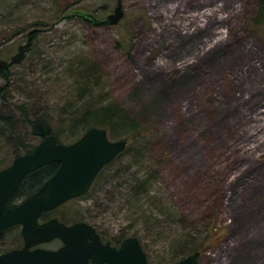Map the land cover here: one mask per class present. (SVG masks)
I'll return each mask as SVG.
<instances>
[{"label":"rangeland","instance_id":"obj_1","mask_svg":"<svg viewBox=\"0 0 264 264\" xmlns=\"http://www.w3.org/2000/svg\"><path fill=\"white\" fill-rule=\"evenodd\" d=\"M56 1H0V34L11 33L0 41V58H10L29 30L42 28L25 60L0 78L11 100L32 98L38 111L91 99L125 106L154 129L147 166L155 189L143 196L142 208L162 203L169 212L171 204L198 231L211 222L214 241L201 251V264H264V24L254 21L260 0H122L117 24L95 21L113 12L117 0H69L75 9L65 16ZM82 60L96 67L100 83L88 95L72 75ZM67 132L64 142L73 140ZM11 147L0 149V168L14 159ZM137 168L123 155L92 197L74 198L51 215L65 213L72 222L98 214L97 199L101 205L112 198L113 185H127ZM116 210L99 216L108 234L121 227L133 234L128 210ZM149 239V263L172 264L173 247L155 242L153 233ZM22 245L19 230L0 238L1 250Z\"/></svg>","mask_w":264,"mask_h":264},{"label":"trees","instance_id":"obj_2","mask_svg":"<svg viewBox=\"0 0 264 264\" xmlns=\"http://www.w3.org/2000/svg\"><path fill=\"white\" fill-rule=\"evenodd\" d=\"M0 1L4 3L5 0ZM56 3L61 16H65L66 14L70 15L73 13L72 10L75 9L73 3L69 0H57ZM84 15L86 16H83V14L81 16L85 19L89 13L84 12ZM95 21L105 23V19H95ZM254 21L255 24H264V0H260L258 15ZM2 30L0 41L4 43L9 40L11 33H8L9 31L7 28H2ZM36 34L37 33H35L34 36ZM9 69L10 68H0V78H7ZM73 71H76V73ZM96 71V67L89 66L86 61L83 60L79 62V67L72 70V75L79 76V78H77L78 82L84 86L85 89H83L87 95L92 92L93 88H96V86L100 84L97 82ZM19 76L21 79L18 80H24V74ZM7 86V83L0 85V149L3 148V145L7 146L12 144L11 155L14 157L27 152L41 140L39 136L34 135L32 132L31 125L36 117H43L50 122L53 126V132L61 142H64L62 139L65 131H68V136L73 137V140L70 141H74L93 126L105 127L108 129L110 135H122L123 138L130 142V145L128 143L124 151L100 171L91 189L84 195L85 197H92L97 190L100 189L98 187L105 178L104 174L106 170L115 166L123 155L129 154L130 162L138 165L137 170L134 171V177H132L133 180H131V182L127 183V185L122 188H120V186L123 185V183L118 182L113 185L112 188L115 189V193H113L112 198H107L101 205L100 200L97 199L96 208H102L98 210V214H90L85 216L87 218L81 219L92 223L105 241L109 240L113 244H119L124 238L135 235L139 237L146 251V243H149L150 240L149 234L153 233V240L155 242L160 241L162 238V240L166 242V244H164L165 248L169 246L173 247L172 256L174 257V261L172 264H175L190 253L202 251L207 245H213L214 238H212L211 235L215 227H213L211 222H209L208 228L198 231V229L192 228V225L190 226L189 223L186 224L184 221L185 219L178 216V211L171 204H169V212L165 211V206L162 203L158 205H152L153 203L149 204V211L142 208V206L144 207V204L141 202L143 196L151 189H155L154 185L151 184L152 180L149 175L151 166H147L148 161L153 156L151 152L153 148L152 136L154 134V129L151 124L136 119L125 106L112 102V100L105 99L97 103L94 102L95 99H87L88 101H86L84 105L75 102H72V105L67 103L62 105L61 108L58 104L52 106L46 104V107L38 111V109L34 107L32 98L26 99L21 103L12 101L9 95L11 90H8ZM82 99L85 100V96ZM54 119L60 122L59 128H62V131L56 128ZM65 125L67 129L64 128ZM131 142L134 148H131ZM150 161H152V159ZM58 166L59 162L56 161L28 173L24 177L19 188L8 199V203H14L19 198L27 197L36 191L56 172ZM121 171V168H117L114 176L115 174L117 176ZM126 189H128L129 192L127 198L125 197L127 193L125 192ZM116 193L119 194L118 198H116ZM152 198H154V196H152ZM152 198H150V201ZM117 200L120 202H117ZM153 206H157L159 210H155ZM125 208L128 210L125 216L128 220L127 227H133L136 229L135 232L130 234L127 229L121 227L118 233H111L112 235L108 234L110 230L109 228H104L106 223L102 221V217L99 218V216L104 214L107 210L117 209L116 212H118ZM139 209H142L140 213ZM61 218L67 221L65 219L67 218L66 215H62ZM16 231H18V228L14 227L8 232L14 234ZM215 234L218 238L217 232H215ZM1 237L2 236H0V238ZM167 243H169V245H167Z\"/></svg>","mask_w":264,"mask_h":264},{"label":"water","instance_id":"obj_3","mask_svg":"<svg viewBox=\"0 0 264 264\" xmlns=\"http://www.w3.org/2000/svg\"><path fill=\"white\" fill-rule=\"evenodd\" d=\"M124 14L123 2L117 0L105 22L117 24ZM40 30L31 29L27 41L9 59L0 58V68L20 64L33 44L34 34ZM31 126L33 134L41 137L40 142L0 169V235L21 225L24 239L23 247L0 254V264H149L137 236L127 237L115 246L111 241L104 242L97 229L86 221L66 224L56 217L39 221L45 212L87 193L103 167L126 148L127 139L112 140L105 127L93 126L77 140L63 143L47 120L37 117ZM56 161L58 169L36 191L17 205L7 202L28 173ZM55 238L63 242L57 249L37 246ZM200 254L190 253L175 264H200Z\"/></svg>","mask_w":264,"mask_h":264},{"label":"flooded vegetation","instance_id":"obj_4","mask_svg":"<svg viewBox=\"0 0 264 264\" xmlns=\"http://www.w3.org/2000/svg\"><path fill=\"white\" fill-rule=\"evenodd\" d=\"M41 138V137H40ZM88 193V192H87ZM87 193H85V194H87ZM85 194H83V195H81V196H77V197H74V198H80V197H82V196H84ZM12 196V195H11ZM10 196V197H11ZM9 197V198H10ZM28 197V196H27ZM26 197H24V198H19L17 201H15L14 203H9V204H15V205H17V204H19L20 202H22L24 199H25ZM74 198H72V199H74ZM72 199H70V200H72ZM70 200H68L67 202H69ZM8 202V201H7ZM67 202H65V203H67ZM65 203H63V204H65ZM63 204H61V205H63ZM61 205H59V206H57L56 208H58V207H60ZM56 208H53V209H51V210H49V211H47V212H45L44 214H42V216L39 218V221L40 222H44V221H47V220H49V219H51V218H53V217H56V218H58L60 221H62V222H64V223H66V224H72V223H74V222H76V221H86V222H88V223H90L89 221H87V220H76V221H72V222H67V221H64L62 218H61V216L60 215H58V217L57 216H52L51 215V213L53 212V210H55ZM61 215H66L65 213H61ZM67 216V215H66ZM90 224H92V223H90ZM93 225V224H92ZM94 226V225H93ZM14 227H17L18 228V230H19V232H20V235L22 236V234H21V228H22V226L21 225H15V226H13V227H11V228H14ZM95 227V226H94ZM11 228H9L8 230H6L4 233H6V232H8ZM96 228V227H95ZM97 229V228H96ZM98 231V230H97ZM3 233V234H4ZM98 233H99V231H98ZM3 234H1L0 236H2ZM100 234V233H99ZM101 235V234H100ZM23 237V236H22ZM102 237V236H101ZM103 239V238H102ZM104 240V239H103ZM51 241H59L60 242V246L63 244V242H62V240L61 239H59V238H55V239H53V240H51ZM51 241H49V242H51ZM105 241V240H104ZM109 241V240H108ZM46 243H48V242H43V243H40V244H38L37 246H39V247H43V248H48V247H46L45 246V244ZM23 245H24V239H23ZM23 245L22 246H20V247H12V248H10V249H7V250H0V254L1 253H3V252H5V251H8V250H11V249H14V248H21V247H23ZM112 245H118V244H113L112 243ZM60 246H58L57 248H59ZM57 248H50V249H57ZM88 264H93V263H91V262H89Z\"/></svg>","mask_w":264,"mask_h":264},{"label":"bare ground","instance_id":"obj_5","mask_svg":"<svg viewBox=\"0 0 264 264\" xmlns=\"http://www.w3.org/2000/svg\"><path fill=\"white\" fill-rule=\"evenodd\" d=\"M38 28H39V27H38ZM40 29H41V28H40ZM40 31H42V29H41ZM40 31H39V32H40ZM25 58H26V57H25ZM24 60H25V59H24ZM24 60H23V61H24ZM23 61H22V62H23ZM22 62H21V63H22ZM36 118H37V117H36ZM36 118H34V119H36ZM41 118H43V117H41ZM43 119H45V118H43ZM45 120H46V119H45Z\"/></svg>","mask_w":264,"mask_h":264}]
</instances>
